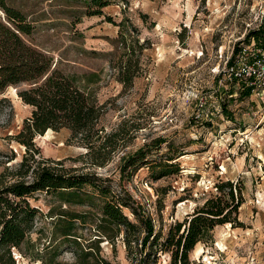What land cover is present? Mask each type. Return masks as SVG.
<instances>
[{
    "label": "rangeland",
    "instance_id": "rangeland-1",
    "mask_svg": "<svg viewBox=\"0 0 264 264\" xmlns=\"http://www.w3.org/2000/svg\"><path fill=\"white\" fill-rule=\"evenodd\" d=\"M6 1L33 21L35 43L54 62H60V69L97 75L89 89L104 105L99 127L110 132L124 122L127 129L125 147L103 168L87 164L86 149L71 142L66 130L35 139L42 157L61 161L65 169L95 174L100 178L96 184L113 196L125 199L123 191H128L161 237L170 225L183 222L214 194V184L238 182L242 188L238 224L216 226L212 241L198 243L193 251L199 247L202 252L197 256L192 251L189 260L192 264H264V97H240L242 91L235 94L222 76L239 42L246 41L252 31L264 37V0H115L101 17L86 16L84 0ZM107 17L115 24L127 19L139 43L145 41L139 50L128 39L139 64L137 77L126 90L112 68L119 57L112 45L119 28ZM16 95L15 88L1 95L9 100L0 107V180L4 181H10V172L24 154V148L8 137L30 116V108ZM200 99L206 101V108L196 119ZM158 137L167 142L149 161L160 162L167 148L175 155L184 153L178 159L179 173L154 181L148 167H143L121 178L123 156ZM35 197L30 204L42 215L30 239L36 242L41 235L38 248L47 245L53 230L54 219L45 217L50 208L54 214L61 209L86 214L87 224H77L78 233L84 239L94 234L93 223L100 217L104 200L93 188L84 187L70 205H64L57 195L39 193ZM123 213L133 221L127 209ZM100 248L112 264H135L127 258L121 238L115 250L104 240ZM69 251L63 248L59 260L72 263ZM14 252L18 264H39ZM168 260V254L159 253L156 264H168Z\"/></svg>",
    "mask_w": 264,
    "mask_h": 264
},
{
    "label": "trees",
    "instance_id": "trees-1",
    "mask_svg": "<svg viewBox=\"0 0 264 264\" xmlns=\"http://www.w3.org/2000/svg\"><path fill=\"white\" fill-rule=\"evenodd\" d=\"M114 1L84 0L85 15L101 17L103 9ZM141 18L143 20L145 16L141 15ZM107 21L119 28L117 37L112 40V45L119 50V57L112 68L117 81L126 90L137 77L139 64L128 39L139 50L143 49L145 41L139 43L135 35L137 31L127 19L118 24L110 17ZM35 34L36 27L28 15L8 1L0 0V107L9 103L1 95L7 88L14 87L22 104L30 108V116L22 121L14 135L8 137L24 148V154L10 172V181L0 180V264H18L13 250L29 262L39 264H112L101 255L100 244L107 241L115 250L118 238L122 240L127 258L135 264H156L159 253L168 254V264H192L189 254L198 243L212 241L216 226L230 224L235 227L238 224L236 214L242 204V188L237 186L238 182L233 185L228 180L214 184L215 193L210 194L183 222L170 225L166 235L161 237V233L155 231L153 220L142 214L128 191H123L125 199L113 196L106 187L96 184L100 178L95 174L65 169L61 161L53 163L44 159L35 139L44 136L48 130L54 133L66 130L71 142L86 149L87 164L103 168L118 149L125 147L127 129L124 122L110 132L99 127L104 105L96 101L89 89L97 82V75L63 71L60 62H54L53 57L35 43ZM251 37L260 40L262 35L260 31H252L246 41L241 42L247 43ZM249 95V88L240 93V97ZM166 142L158 137L124 155L119 167L120 177H130L143 167H148L154 181L177 175L180 171L178 159L184 153L175 155L167 148L160 162L149 161L153 152H159ZM86 186L93 188L104 200L100 217L93 223L92 237L84 239L78 233L77 224H87L86 214L65 209L54 214L50 208L45 217L54 219L53 230L47 245L38 248L41 235L36 242L31 241L30 235L42 212L32 207L29 200L44 193L57 195L64 205H70L71 199ZM123 209L130 212L133 221ZM63 248L70 250L72 263L59 260Z\"/></svg>",
    "mask_w": 264,
    "mask_h": 264
},
{
    "label": "built area",
    "instance_id": "built-area-1",
    "mask_svg": "<svg viewBox=\"0 0 264 264\" xmlns=\"http://www.w3.org/2000/svg\"><path fill=\"white\" fill-rule=\"evenodd\" d=\"M232 59L231 63L228 61ZM223 70L222 76L233 88L234 93L245 88L250 89V96L264 97V37L256 40L251 37L247 43L241 42L235 55L231 53ZM230 97V96H229ZM206 108V101L197 102L196 119H200ZM13 256L16 254L13 250ZM17 259V258H16Z\"/></svg>",
    "mask_w": 264,
    "mask_h": 264
},
{
    "label": "bare ground",
    "instance_id": "bare-ground-1",
    "mask_svg": "<svg viewBox=\"0 0 264 264\" xmlns=\"http://www.w3.org/2000/svg\"><path fill=\"white\" fill-rule=\"evenodd\" d=\"M8 89H12V91H14V88H12V87H9ZM17 96V95H16ZM18 98V97H17ZM19 99V98H18ZM20 100V99H19ZM49 132H51L50 130H48L45 134H44V136H42V137H37V138H45L46 137V135L49 133ZM229 227V225H227L226 226V228H228ZM194 252V254L195 255H199L202 251H201V248H199V247H197V248H195V250L193 251Z\"/></svg>",
    "mask_w": 264,
    "mask_h": 264
}]
</instances>
